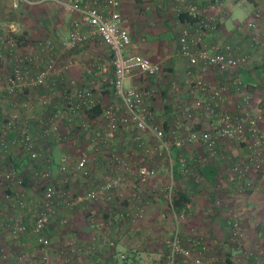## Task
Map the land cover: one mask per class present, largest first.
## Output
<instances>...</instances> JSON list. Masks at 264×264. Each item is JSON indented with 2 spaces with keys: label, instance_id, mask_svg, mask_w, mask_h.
<instances>
[{
  "label": "built area",
  "instance_id": "2783aa9c",
  "mask_svg": "<svg viewBox=\"0 0 264 264\" xmlns=\"http://www.w3.org/2000/svg\"><path fill=\"white\" fill-rule=\"evenodd\" d=\"M206 1L210 6H221L220 0ZM170 2L176 16L187 14L195 19L193 23L178 21L180 56L186 58L190 65L202 64L228 77V80L213 88L202 79L186 80L187 87L202 98L197 106H200L198 117H191L188 122L196 123L201 128L192 130L186 122L182 134L172 130L166 137L164 130L156 123L154 113L146 105L147 101L157 96L156 92L145 86H128V81L134 75H161L164 65L153 63L134 51L129 30L119 12L121 0H13L14 9L22 5L35 7L51 3L61 6L69 14L77 15L79 18L72 21L67 41L61 43L63 48L72 49L86 40L80 31V26L85 24L91 34L109 46L113 68L112 99L104 102L92 90L79 86L75 79L64 75L69 65L59 67L52 53L48 54L52 49L50 42L39 43L33 54H22L19 49L9 50L10 72L0 82V91L10 105L9 110L0 107V156L5 161L0 164V188L5 185L12 187L13 191L5 190L2 193L0 215L4 211L3 204L12 201L17 189L19 212L11 219L0 216V230L13 239H19L26 234L28 216L32 215L30 234L39 248L38 264H73V252L67 249L59 250L55 261L49 257L51 246L45 231L58 213L73 211L84 204L102 203L110 208L117 204L134 208L130 212L125 206L119 210L116 215L118 222L125 224L142 219L149 200L144 198V187L156 178L159 160L168 161L173 170L175 148L179 150L178 177L189 186H200L202 183L197 172L199 166L222 159L223 164L229 166L227 188L230 195H247L255 190L256 182L264 183V113L252 109L253 103L258 105L264 102V84L255 92L248 91L240 79V72L247 67L248 58L238 57L229 44L207 45L204 42L208 33L217 30L215 18L188 0ZM244 28L251 33L252 45L260 46L254 19H248ZM6 40L13 46L12 38L3 37L0 39L1 46L5 45ZM16 46L15 43L13 48ZM3 57L0 50L1 62H4ZM32 69L37 71L33 77L30 74ZM38 89L48 94L37 98L32 92ZM231 90H235L237 100L227 109ZM98 107L101 113L90 118L88 113ZM37 108L43 110L42 117L22 115L23 111L33 112ZM32 125L37 127L34 132L31 131ZM62 128L73 134L66 135ZM123 133L132 135L133 142L139 147V155L133 157L118 151L111 153L105 161L102 184L95 187H86L85 184L73 186L92 164L99 163L102 148L109 146L116 134ZM145 136L151 139L153 146L146 145ZM81 138L89 143L87 147H79ZM47 140L77 151L75 158L68 152L62 154L58 163L59 178L53 175L50 168L53 162L51 153L44 152L43 146ZM223 145H235L242 153L235 157L220 155L219 150ZM90 148L93 152H90ZM17 157L27 159L33 188L39 193L35 202L23 196L25 177L15 166ZM40 163L45 165L42 169H39ZM174 178L171 171L170 181L162 189L166 213L174 224L169 236L162 242L160 264H215L216 258L208 255L206 237L193 231L183 233L182 223L187 217L188 205L181 208L176 205ZM127 181L129 188L124 193L122 187ZM105 220L104 228H110L113 221L110 217ZM59 223L66 226L67 217L62 216ZM100 223L101 220H95L93 228L98 230ZM227 225L229 243L236 249L232 264H264V242L259 247L248 249L244 244L246 237L241 223L232 217ZM102 245L111 250V258L106 264L125 262L127 256L113 251L111 242L104 239ZM77 251L83 253L85 248L79 245ZM22 261L23 258L18 256L11 264H22ZM0 264H10L9 253L4 248H0Z\"/></svg>",
  "mask_w": 264,
  "mask_h": 264
},
{
  "label": "crops",
  "instance_id": "0c3cea01",
  "mask_svg": "<svg viewBox=\"0 0 264 264\" xmlns=\"http://www.w3.org/2000/svg\"><path fill=\"white\" fill-rule=\"evenodd\" d=\"M170 1L121 0V8L119 10L124 25L129 30L134 51L153 63L164 65L161 75L152 77L134 75L128 81V86L136 88L145 86L156 92L157 96L147 101L146 105L154 113L155 121L164 130L166 137L169 136L172 130H175L178 134H182L183 125L186 122L189 123L188 119L198 117L200 106H197L202 102V98L199 93L187 87L185 84L186 80L202 79L212 88L218 84L226 83L228 80V77L219 75L213 69L202 64L190 65L186 58L180 56L178 50V21L180 19L174 13ZM188 1L198 5L205 14L215 18L218 23L217 30L213 33H208L204 38V42L207 45L221 46L229 44L233 47L238 57L248 58L247 67L240 72V79L247 86L248 91L255 92L264 84V0H251V2L248 0H220L221 6H210L206 0ZM237 10L247 16L246 21H239ZM78 18L77 15L65 12L61 6L51 3L35 7L22 5L18 9H14L13 0H0V39L3 37L7 39L12 38L13 40V46L9 45L7 40L4 46L0 44V50L4 56V62L0 61V82L10 72V49H19V52L22 54H33L39 43L48 41L52 45V49L48 54L52 53L57 60L58 66L69 65L67 73L64 74L65 76L75 79L79 86L92 90L104 102L110 101L113 95L111 86L113 68L110 63L111 50L109 46L97 36L91 34L90 29L85 24L80 26L81 33L86 37V40L82 44L72 49H65L61 45V43L66 42L68 39L72 21ZM250 18L254 19L256 23L260 46L252 45L251 33L244 28L245 23ZM14 42L17 44L15 48H13ZM257 53L260 54V57L256 61H260V65L255 61ZM258 69L261 72L259 77L255 74V71ZM36 72L35 69H32L30 72L31 76L33 77ZM32 93L37 98L48 94L46 91H40L39 89ZM236 100L237 95L235 94V90H231L227 98V102L229 103L227 109H230L232 103H235ZM263 104L264 102L258 105L253 103V111L264 113V106H261ZM0 107L7 110L10 109L9 102L3 97L1 91ZM42 113L43 110L37 108L33 112L23 111L22 115L29 118L42 117ZM120 113L121 110L118 112V116ZM196 125L198 124L189 123L192 130ZM36 129L37 127L34 125L31 126L32 132ZM62 132L66 135L73 134L67 129ZM132 139L131 134H116L111 140L110 145L102 148L99 163L97 165L92 164L88 168V172L81 175L73 186L85 184L86 187H95L97 184H102L105 177L104 165L109 154L118 151L126 155L130 152L135 156L138 155L139 147ZM145 139L146 145L147 141H149L148 146H153V142L148 136H145ZM79 142V147L82 148L87 147V144H89L83 138ZM43 148L44 152L49 151L51 153L53 162L50 168L54 172L53 175L59 178L58 163L62 154L66 153L65 146L61 143L47 140ZM89 150L93 152L92 148ZM175 151L177 150L173 149V165L178 163L176 160L177 156L174 154ZM71 152L70 155H72ZM219 152L220 155H225L226 157H235L242 153L239 147L235 145H223ZM162 160L166 161L165 159ZM223 162L222 159L206 164L213 168L216 175L214 178L201 179L200 177L202 183L200 186L195 187L181 181L178 177L179 169L176 170L177 172L173 173L175 177L173 180V190L175 189L174 182H182L180 187L177 186V192H186L189 198V203H187V218L185 220L186 228L193 225L192 228H194L195 233L206 237L208 255L216 258V264H232L236 249L232 248L229 243V229L227 225L229 218L233 217L241 223L246 237L244 242L245 247L253 249V247L261 245L258 242H264V231L262 230L264 228V183H262L263 187L261 191H257L255 186V190L250 191L247 195H230L227 188L229 166L228 164H223ZM4 163V158L0 156V164ZM18 163L15 161V165ZM44 166L43 163H40L39 169H42ZM171 171L174 172L169 169V177ZM30 173L31 170H28L27 177L31 181ZM128 183L129 181L122 187L124 193L129 188ZM29 186L35 191L36 195L31 198V194H28L24 187L23 196L25 199L35 202L39 198V193L37 189L33 188L32 181ZM154 187L156 185L152 184V182L144 187V198L147 195H153L154 190L152 189ZM3 188H0V197L2 190L12 189V187L5 185ZM18 190L15 193L13 192L12 201L4 205V211L0 216L11 219L18 214L19 209L16 201L18 198L17 194H19ZM157 194L155 193L152 197L156 201H158L159 197L162 198L159 195L156 199ZM218 200L221 204H217ZM243 204L245 207H241ZM124 206L122 207L121 205L120 207L117 204H113L110 208L108 205L102 203L84 204L79 205L73 211L56 214L51 225L45 231L46 238L49 240L51 246L49 249L51 261H55V255L59 250L65 251L67 249L73 252V264H92L94 262L96 264H106L111 258V250L109 247L102 245L105 239L113 244V251L127 256L125 262L122 264H140L143 256L140 245L137 244L138 242L131 244V241L127 242V240H138L139 238L146 240L144 235L149 231H161L162 229L169 236L168 234L171 231L168 229V225H164L165 221H162L158 215L161 212L159 210L162 209L160 204V207H154L155 211L150 208L152 206L148 208L145 206L147 213V217H144L145 221L140 222V220H136L132 223H126L128 229L133 228L134 231L132 233L125 231V235H123V232H120V235L116 234L112 236L109 229L112 228L113 224L121 227L122 223L116 220V215ZM125 208L128 212L134 209L133 207L131 209V207L126 206ZM96 215H99L101 218ZM62 216L68 219L66 226H61L59 223ZM106 217H110L113 221L110 226L111 228H104ZM97 219L101 220V223L98 230H95L92 225ZM166 220L167 223L169 219ZM27 221L26 234L19 239H13L7 232L0 230V233L7 235L12 244L18 245L16 250L6 248V251L9 253L10 264L14 263L18 256L23 258L22 264H30L27 263L25 255V251H27V255L32 251L30 244H28L29 239H32L34 247H36V255L32 262L33 264H38L37 256L39 248L35 243L34 237L30 234L33 227V216L29 215ZM135 225H137V228ZM190 229L189 227L187 228L188 231ZM183 231L186 232L185 234L188 233L186 229L184 230V226ZM151 243H145L146 248L152 251L151 253H155L153 250L156 251L158 249L163 253L161 240L159 247ZM69 244L72 245L69 246ZM79 245L85 248V252L80 253L77 251ZM4 247L3 245L0 248Z\"/></svg>",
  "mask_w": 264,
  "mask_h": 264
},
{
  "label": "rangeland",
  "instance_id": "374dc122",
  "mask_svg": "<svg viewBox=\"0 0 264 264\" xmlns=\"http://www.w3.org/2000/svg\"><path fill=\"white\" fill-rule=\"evenodd\" d=\"M238 11V19H239V21L240 22H244V21H246L247 20V16H245V14L244 13H242V12H239V10H237ZM137 14H139V13H137ZM260 57V54L259 53H257V55H256V59H255V61L258 59ZM257 63H258V65H260L259 64V62L260 61H256ZM260 71H259V69L258 70H256L255 71V74H256V76L257 77H259V75H260ZM193 125H195V124H193ZM148 142L149 141H147V144H148ZM80 148H82V147H80ZM53 151V150H52ZM65 152H71V150H68L67 148H65ZM72 157H76V155H77V151H73L72 150ZM130 156H135L134 154H132V152H130V153H128ZM138 155H139V152H138ZM21 156V155H20ZM22 160V161H21ZM21 161V165H20V167H19V171L21 172V175H23L24 177H27L28 175H27V172H28V170H30V169H28V162H27V160H26V158H24V159H22V157H17V162H20ZM56 165V164H55ZM169 166H168V163H167V161H164V160H159V163H158V171H157V176H156V178L153 180V181H150L147 185H149L151 182H152V184H155L156 185V187H154L152 190H154V192H153V195L152 196H149V195H147V197L145 198V200L146 199H148L149 198V200H148V203H147V205H146V207L148 208V207H150V206H152V207H150V208H152L154 211L156 210L155 208H158V207H160V204H161V207H162V209L161 210H159V211H161V212H159V217H160V219L162 220V221H165V223H164V225H168L167 227H168V229H170V231H171V229H172V225L174 224V222H173V219L170 217V215L168 214V213H166L167 212V209H166V203H165V201H163V194H162V192H161V189H163L166 185H167V183L170 181V177H169ZM54 173V172H53ZM174 173V172H173ZM182 184V182H174V194H176L177 193V186H179L180 187V185ZM146 185V186H147ZM25 187V190H27V192H28V194H31V198H33L36 194H35V191H33V189L30 187V186H24ZM262 182H260V183H257V185H256V188H257V191H261L262 190ZM4 189V188H3ZM4 191L5 190H2V192L1 193H4ZM8 191H11V190H9L8 189ZM155 193H158L157 195H156V199L159 197V195H161L162 196V198H160L159 197V199H158V201H156V200H154V199H152V197L155 195ZM0 200H1V197H0ZM2 203V201H0V204ZM3 205H7V204H3ZM155 205V206H154ZM263 205H264V202H263ZM155 207V208H154ZM241 207H245L244 206V204H243V206H241ZM9 210V209H8ZM146 214L147 213H145L144 214V216H143V218L142 219H140V222L141 221H145L144 220V217H147L146 216ZM7 215V214H6ZM7 216H10V215H7ZM96 216H98L99 218H101L99 215H96ZM97 217V218H98ZM187 218V217H186ZM166 219H169V221L166 223ZM259 219V218H258ZM98 220V219H97ZM186 220V219H185ZM91 221V220H90ZM264 221V220H263ZM86 223H87V221H86ZM186 221H184L183 223H182V230H183V226H184V230L186 229V231H188L187 230V228L189 227V233L190 232H194V234H195V230H194V228H192L193 227V225H190V226H187V228H186ZM137 225H135V227H136ZM111 228V227H110ZM113 228V229H112ZM112 228L111 229H109V232L111 231V235L112 236H115L116 234H119L120 232L122 233H124L123 235H125L126 234V232L125 231H128V232H130V233H132V231H134L133 230V228H129L128 229V227L126 226V223L124 224V223H122V225H121V227H117L116 226V224H113L112 225ZM126 228V229H125ZM137 228V227H136ZM107 229V228H106ZM162 229V228H161ZM263 231H264V228L262 229ZM262 230H260L261 232H262ZM256 232H258V231H256ZM147 233V232H146ZM170 233V232H169ZM183 233L185 234L186 232H184L183 231ZM197 234V233H196ZM49 235V234H48ZM120 235V234H119ZM169 235V234H168ZM145 236V238H146V240H141L142 238H139L138 240L137 239H128L127 240V242H129V241H131V244L133 243V242H138L137 244H139L140 245V250H141V253L143 254V256H142V258H141V262H140V264H160V262H161V258H162V255H163V253L161 252V250L160 249H158V250H156V251H154L153 250V252H155V253H151L152 251L150 250V249H147L146 248V244L145 243H150V242H152L153 243V245H155V246H157V247H159V242H160V240L163 242V240L167 237V233L165 232V230L164 229H162L161 231H149L146 235H144ZM164 237V238H163ZM163 238V239H162ZM127 239V238H126ZM137 240V241H136ZM151 243V244H152ZM155 243V244H154ZM260 243H262V241L261 242H258V244H260ZM28 244H30V247H31V250L33 251H31L30 253H29V255H27V251H25V255H26V261H27V263H30V264H33V260H34V258H35V255H36V247H34V243H33V241H32V239H29V243ZM3 245L5 246L4 247V249H6V248H9V249H14V250H16L17 248H18V245L17 244H12L11 243V241L8 239V237H7V235H3L2 233H0V247L2 246L3 247ZM15 245H17V246H15ZM147 247H149L148 245H147ZM152 248H153V246H152ZM148 251H147V250ZM225 251V250H224ZM150 254V255H149ZM32 255V256H31ZM214 257V256H213ZM216 264V263H215Z\"/></svg>",
  "mask_w": 264,
  "mask_h": 264
},
{
  "label": "trees",
  "instance_id": "16d2710c",
  "mask_svg": "<svg viewBox=\"0 0 264 264\" xmlns=\"http://www.w3.org/2000/svg\"><path fill=\"white\" fill-rule=\"evenodd\" d=\"M248 1L251 2V0H248ZM179 19H180L181 22H186L187 21V22H190V23H193L194 20H195L193 17H191V16H189L187 14H181V15H179ZM261 106H264V104L261 105ZM100 113H101V109L98 107V108H95V109L91 110L88 113V115H89L90 118H95ZM200 128H201L200 125H196V126H194L193 130H198ZM175 150H177V149L175 148ZM174 154L178 158L179 150H178V152L175 151ZM174 158L176 159V157H174ZM21 161L18 164L15 165L16 168L19 169V167L21 165ZM178 169H179V167L175 163V165H173V171H174V173L177 172L176 170H178ZM197 172H198L199 176L201 177V179L202 178H214V176L216 175V173L214 172L213 168H211L209 165L199 166L197 168ZM30 184H31V181L29 180V178L28 177H25L24 178V186H29ZM174 195H175V198H176V205L179 208L184 207L185 205H187V203H189V198L187 197L186 192H182V193L181 192H177Z\"/></svg>",
  "mask_w": 264,
  "mask_h": 264
}]
</instances>
